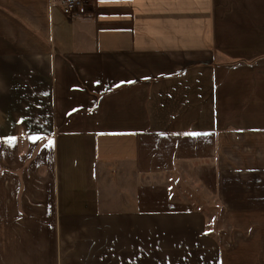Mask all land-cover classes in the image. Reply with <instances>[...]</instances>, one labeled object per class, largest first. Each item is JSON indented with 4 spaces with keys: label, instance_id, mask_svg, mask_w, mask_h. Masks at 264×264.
Instances as JSON below:
<instances>
[{
    "label": "crops",
    "instance_id": "0c3cea01",
    "mask_svg": "<svg viewBox=\"0 0 264 264\" xmlns=\"http://www.w3.org/2000/svg\"><path fill=\"white\" fill-rule=\"evenodd\" d=\"M62 1L0 0V264H264V125L218 64L264 57V0Z\"/></svg>",
    "mask_w": 264,
    "mask_h": 264
},
{
    "label": "rangeland",
    "instance_id": "374dc122",
    "mask_svg": "<svg viewBox=\"0 0 264 264\" xmlns=\"http://www.w3.org/2000/svg\"><path fill=\"white\" fill-rule=\"evenodd\" d=\"M243 58L248 60L254 59V57ZM218 64H223V66H235L232 73L228 71V82H233V91H229V97L231 96L230 99L233 101V103L229 104V106H231V108L234 110V113L238 112L240 115H249L248 120H233L235 124H238L234 125L235 128H245L257 124L264 125V57H260L253 61H222ZM225 73L226 72L220 71L219 77L222 75L224 76ZM226 93L227 90L225 92L223 91L224 95ZM251 140L256 142H252ZM254 143H256L257 148H255L257 151L259 144H257L256 138L246 139L241 147H239L237 144L236 146L238 147V150L242 151L245 146ZM235 152L238 153V151ZM173 181L176 182L174 179ZM179 188L181 189L182 193L189 198V200H191L196 205L200 204L205 208V210L203 208L202 210L208 214L207 221L211 219L213 223L218 222L219 216L215 210L216 206L214 201L199 188L198 184L194 183L193 179H186L185 182L178 179V182L173 185V192L177 196Z\"/></svg>",
    "mask_w": 264,
    "mask_h": 264
},
{
    "label": "built area",
    "instance_id": "2783aa9c",
    "mask_svg": "<svg viewBox=\"0 0 264 264\" xmlns=\"http://www.w3.org/2000/svg\"><path fill=\"white\" fill-rule=\"evenodd\" d=\"M88 6L87 0H63L60 4L63 14L69 18L84 15Z\"/></svg>",
    "mask_w": 264,
    "mask_h": 264
},
{
    "label": "snow or ice",
    "instance_id": "6c2138e0",
    "mask_svg": "<svg viewBox=\"0 0 264 264\" xmlns=\"http://www.w3.org/2000/svg\"><path fill=\"white\" fill-rule=\"evenodd\" d=\"M100 2H101V3H104V2H105V0H100ZM193 135H195V134H193ZM12 139H14V138H10V139H9V143H11V142H12Z\"/></svg>",
    "mask_w": 264,
    "mask_h": 264
}]
</instances>
